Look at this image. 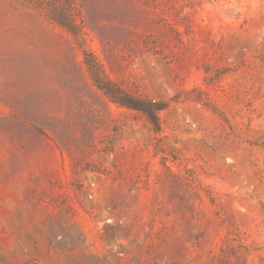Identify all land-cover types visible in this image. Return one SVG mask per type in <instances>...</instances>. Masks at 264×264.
Returning a JSON list of instances; mask_svg holds the SVG:
<instances>
[{
	"label": "rangeland",
	"instance_id": "374dc122",
	"mask_svg": "<svg viewBox=\"0 0 264 264\" xmlns=\"http://www.w3.org/2000/svg\"><path fill=\"white\" fill-rule=\"evenodd\" d=\"M0 264H264V0H0Z\"/></svg>",
	"mask_w": 264,
	"mask_h": 264
},
{
	"label": "trees",
	"instance_id": "16d2710c",
	"mask_svg": "<svg viewBox=\"0 0 264 264\" xmlns=\"http://www.w3.org/2000/svg\"><path fill=\"white\" fill-rule=\"evenodd\" d=\"M92 78L97 87L114 104L143 114L156 133L161 131L160 114L167 108V104L150 98H136L116 88L109 81L105 80L98 71L89 68Z\"/></svg>",
	"mask_w": 264,
	"mask_h": 264
}]
</instances>
